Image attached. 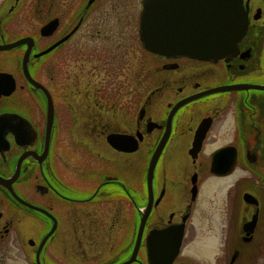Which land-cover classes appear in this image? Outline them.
I'll list each match as a JSON object with an SVG mask.
<instances>
[{
	"label": "flooded vegetation",
	"instance_id": "flooded-vegetation-1",
	"mask_svg": "<svg viewBox=\"0 0 264 264\" xmlns=\"http://www.w3.org/2000/svg\"><path fill=\"white\" fill-rule=\"evenodd\" d=\"M143 1L0 0V264H264V0L210 60Z\"/></svg>",
	"mask_w": 264,
	"mask_h": 264
},
{
	"label": "water",
	"instance_id": "water-1",
	"mask_svg": "<svg viewBox=\"0 0 264 264\" xmlns=\"http://www.w3.org/2000/svg\"><path fill=\"white\" fill-rule=\"evenodd\" d=\"M247 28L243 0H197L181 6L171 0L143 1V46L161 56L200 60L230 56ZM181 234L169 258L160 264H170L175 258Z\"/></svg>",
	"mask_w": 264,
	"mask_h": 264
},
{
	"label": "rangeland",
	"instance_id": "rangeland-1",
	"mask_svg": "<svg viewBox=\"0 0 264 264\" xmlns=\"http://www.w3.org/2000/svg\"><path fill=\"white\" fill-rule=\"evenodd\" d=\"M235 179H222V180H211L204 188L202 193H209V191L215 186H220L217 193H226L227 188H229L235 181Z\"/></svg>",
	"mask_w": 264,
	"mask_h": 264
}]
</instances>
